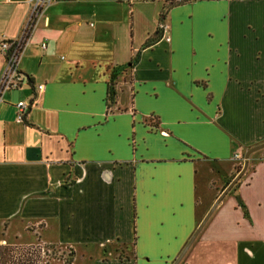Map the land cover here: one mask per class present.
<instances>
[{"label":"crops","instance_id":"obj_1","mask_svg":"<svg viewBox=\"0 0 264 264\" xmlns=\"http://www.w3.org/2000/svg\"><path fill=\"white\" fill-rule=\"evenodd\" d=\"M175 1L50 0L33 14L0 0V41L30 22L23 81L0 95V241L70 264H172L264 143V0ZM254 163L180 264H264V153Z\"/></svg>","mask_w":264,"mask_h":264},{"label":"built area","instance_id":"obj_2","mask_svg":"<svg viewBox=\"0 0 264 264\" xmlns=\"http://www.w3.org/2000/svg\"><path fill=\"white\" fill-rule=\"evenodd\" d=\"M34 2L33 14L37 12L38 7L48 3L50 0H31ZM33 17V16H32ZM32 19V18H31ZM30 30V22L24 29L21 37L13 41H0V55L4 57V70L0 77V95L3 92L16 90L22 83V78L17 70V62L19 54L26 42ZM42 47H45L42 45ZM38 90L42 89V86L37 87ZM18 109V118L23 119L28 104L25 102H18L16 104ZM7 248L10 253V262L8 264H47L49 261L56 260L61 264H70V258L66 253L60 250L56 254H52L49 247L43 244L35 245H7L4 241H0V248ZM60 258H59V256Z\"/></svg>","mask_w":264,"mask_h":264},{"label":"water","instance_id":"obj_3","mask_svg":"<svg viewBox=\"0 0 264 264\" xmlns=\"http://www.w3.org/2000/svg\"><path fill=\"white\" fill-rule=\"evenodd\" d=\"M261 150H264V143H261L259 145L253 146L251 148H248L245 150L242 158V166L241 169L236 173V175L231 179V181L227 184V186L219 193V195L215 198L214 202L209 207L208 211L205 213L199 224L197 225L196 229L194 230L193 234L191 235L188 242L185 244L183 249L180 251V253L177 255L175 260L172 264H180L181 260L187 253L188 249L194 242V240L197 238L201 230L204 228L208 220L211 218L217 207L220 205V203L224 200V198L234 189L236 184L241 180V178L245 175V173L248 170L249 163H250V157L254 153H257Z\"/></svg>","mask_w":264,"mask_h":264},{"label":"trees","instance_id":"obj_4","mask_svg":"<svg viewBox=\"0 0 264 264\" xmlns=\"http://www.w3.org/2000/svg\"><path fill=\"white\" fill-rule=\"evenodd\" d=\"M182 2H183V0H177V1L173 2V3H171V6L179 5V4H181ZM152 41H153V40H152ZM152 41H149V43H151ZM134 62H135V60H133L132 62H130V63H129V66L132 67L133 64H134ZM107 100L109 101L110 104H112V103L114 102V93L112 92L111 89H109V91H108V94H107ZM262 153H264V150L259 151V152H257V153H254L253 155H251L249 166H250V164L252 165V163L255 164V163H254V159H255V157H257V155L262 154ZM240 169H241V165L237 168L236 173H237ZM252 170H253V166H250V172H251ZM243 178H244V177H242L241 180L236 184V186L234 187V189H236V188L239 186V184H240V182L243 180ZM229 182H230V181H227V182L225 183L223 189L227 186V184H228ZM234 189H232V191H233ZM238 205H239V207L241 208V210L243 211V215H244V217H245V218H248V213H247V210H246L245 206L243 205V203L239 202ZM0 249H1V250H0V252H1V256H0V264H8V262H10V253H9L8 249H6V250H3V248H0ZM49 250H50V252H51V258H53V257H52V254H56V253L59 251V250H58L57 248H55V247H49ZM63 253H64V252H63ZM68 257L71 258V253H70V251H68ZM70 260H71V259H70ZM70 260H69V261H70Z\"/></svg>","mask_w":264,"mask_h":264},{"label":"rangeland","instance_id":"obj_5","mask_svg":"<svg viewBox=\"0 0 264 264\" xmlns=\"http://www.w3.org/2000/svg\"><path fill=\"white\" fill-rule=\"evenodd\" d=\"M262 151V150H261ZM241 166H242V162H241ZM249 173H250V166L248 167V170H247V172L245 173V175L243 176L244 178L243 179H247V178H245L246 176H248L249 175ZM234 192H235V189L233 190ZM233 191H231L228 195H227V197H231L232 195H233Z\"/></svg>","mask_w":264,"mask_h":264}]
</instances>
